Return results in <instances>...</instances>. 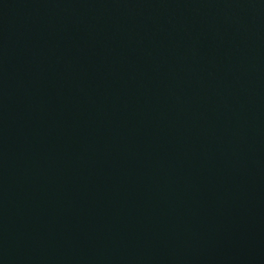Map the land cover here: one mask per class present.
Listing matches in <instances>:
<instances>
[{"label": "water", "instance_id": "1", "mask_svg": "<svg viewBox=\"0 0 264 264\" xmlns=\"http://www.w3.org/2000/svg\"><path fill=\"white\" fill-rule=\"evenodd\" d=\"M0 264H264V0H0Z\"/></svg>", "mask_w": 264, "mask_h": 264}]
</instances>
